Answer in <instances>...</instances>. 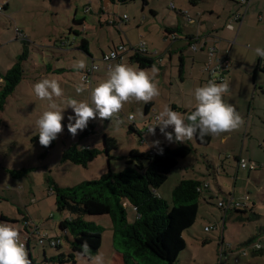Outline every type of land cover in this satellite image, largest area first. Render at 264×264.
I'll list each match as a JSON object with an SVG mask.
<instances>
[{
    "label": "rangeland",
    "instance_id": "obj_1",
    "mask_svg": "<svg viewBox=\"0 0 264 264\" xmlns=\"http://www.w3.org/2000/svg\"><path fill=\"white\" fill-rule=\"evenodd\" d=\"M238 3L235 4L233 0H197L202 35H210L211 39L220 38V41L219 31L223 29L225 17L239 6ZM171 4L176 10L171 8ZM190 4L189 0H147L146 5H143L142 0L126 3L107 0H0V74L5 73L17 60L23 70L20 81L13 92L7 95L4 107L0 110V215L9 219L2 222L11 223L19 229L20 237H24L26 228L37 229L33 236H29L30 255L35 264H60L49 258L58 252L68 251L64 237H61L59 250L50 246L48 241L50 237L61 235L59 221L69 216L56 208L54 185L73 186L95 179L109 167L113 171L121 170L130 147L138 146L141 135L150 133H145L148 131H145L143 102L126 103L110 120H90L88 125L94 123L95 127L94 133L87 138L81 137L79 130L75 137L69 133L68 116L75 115L69 107L63 112V131L52 141L53 145L45 149L33 136L38 133L36 121L49 102L36 97L34 84L42 78L59 80L64 97L57 99V103L64 98L90 100V91L107 78L109 71L102 53L109 52L113 44L118 46L121 41L135 44L143 39L147 43V52L153 56L164 54L167 47H171L173 53L170 60L165 57L163 67L155 65L160 90V95L153 100L155 111L159 113L167 105L183 115L184 107L196 104L194 89L201 85L195 76L187 72L183 75L185 80L180 78L178 53L182 49L190 52V49L180 39L164 38V28L176 25L178 15L175 11ZM123 13L128 19L120 27L116 22H110L114 18L119 21ZM218 13L220 16L216 18ZM246 14L241 23L235 26V31H229V35L224 38L225 46L217 45L219 52L226 49L228 55L231 51L232 55L240 56L241 61L252 63L254 49L264 48V0H258V7L254 6L253 11ZM80 19L82 23H79ZM138 22L140 24L137 27ZM243 23L245 31L241 29ZM186 28L192 29L193 26ZM83 37L89 42L90 53L78 48ZM128 54L122 55L123 59L119 63L139 68ZM21 55L22 58H19ZM78 60H84L86 66L93 62L97 65L95 71L98 73L93 76L91 89L87 88L79 94L76 85L80 83L78 77L81 70L73 67ZM110 63L114 67L117 60L111 59ZM234 64L239 70L237 85L240 86L242 97H234L232 105L236 108L235 101L239 99L240 108L236 110L244 118L243 126L229 134L210 135L208 145L197 143L194 137L184 142L170 143L165 140L171 146L185 143L191 146V152L179 159L165 182L157 188V194L171 204V190L180 179L195 178L205 180L210 185L201 192L194 223L182 233L186 246L179 253L177 264H217L221 238L226 248L222 260L226 263L264 264V243L261 251L254 252L251 249L253 243L259 240L264 242V95L257 86L255 96L249 99L250 104L247 106V91L253 86L252 68L241 62ZM256 76V85L260 83L264 86V73L258 71ZM229 97L224 96V100L231 104ZM130 113L134 115L141 134L129 131L130 122L126 116ZM170 129L173 126H169L167 131ZM157 134L165 139L160 131ZM104 135L116 139L117 147L108 156L105 153L97 154L87 165L63 161L64 147L71 143L92 145L94 141L102 148ZM146 137L148 140L154 138L149 135ZM236 157L252 162L255 167H238ZM215 169L216 173L212 172ZM211 190L214 195L210 198L208 194ZM227 194L234 201H241L248 206V211L224 212L218 202L225 199ZM244 195L248 198L244 199ZM125 209L127 217L132 219V206L125 205ZM84 218L103 227L101 245L96 255L102 254L104 264H122L112 245L109 215L86 214ZM26 219L28 225L25 224ZM214 225V229L206 231L205 226ZM39 237L43 238L42 242L38 241ZM243 251L246 253L243 254ZM95 256L88 259L77 255L75 262L63 264H94Z\"/></svg>",
    "mask_w": 264,
    "mask_h": 264
},
{
    "label": "trees",
    "instance_id": "obj_2",
    "mask_svg": "<svg viewBox=\"0 0 264 264\" xmlns=\"http://www.w3.org/2000/svg\"><path fill=\"white\" fill-rule=\"evenodd\" d=\"M107 1L126 3L131 0ZM142 3L145 5L146 0H142ZM78 21L81 23V19ZM78 48L89 53L88 40L82 38ZM131 51L133 53L130 60L137 63L139 68L152 67L158 63L156 57L146 50L134 47ZM19 58H22V55ZM261 66L263 68H260L258 61L255 70L264 71V66L262 64ZM22 72V65L17 60L5 73L0 74L3 78L0 85V110L4 107L7 95L13 92L20 81ZM148 107L149 104H146L145 110ZM194 110L195 108L184 111L185 116ZM94 127V123L89 124L81 131L80 136L87 137L94 133ZM133 130V123H130L129 131ZM33 138L39 140L38 133ZM194 138L197 143L204 145H208L211 140L210 135L203 138L197 135ZM102 144V148H96L71 143L64 147L62 159L87 165L97 154L105 153L108 156L111 150L117 147L116 139L106 135L103 136ZM52 145L53 142L50 146L43 147L48 149ZM160 147L163 148L162 155L158 154L157 147L154 152L130 149L125 157V165L119 171H113L109 167L95 179L85 180L73 186L54 185L56 208L60 212L68 213L69 216L59 221L61 235L50 237L48 241L50 246L59 250L61 237H64L68 243V251L58 252L50 257V260L58 261L60 264L75 262L77 255L92 259L101 245L103 227L95 221L85 219L84 216L107 214L111 222L112 245L122 264H177L179 253L186 246L182 233L194 223L199 197L202 190L208 187H203L198 179L183 178L171 190V204L158 195L157 188L165 182L171 169L177 165L179 159L191 152V146L185 143H177L173 147L161 143ZM240 158L242 157L237 158V162ZM212 196L210 195V198ZM228 197L229 195L225 199ZM125 201H128L134 210L132 219L127 217ZM248 208L245 206L223 209L226 213L231 210L241 213L248 211ZM8 220L4 215H0V222ZM25 222L28 225L27 219ZM25 230L31 231L27 228ZM51 240L54 244L50 243ZM85 241L89 245L88 253H83L81 247ZM204 242H207V239H204ZM27 251L31 264H35L29 246Z\"/></svg>",
    "mask_w": 264,
    "mask_h": 264
},
{
    "label": "clouds",
    "instance_id": "obj_3",
    "mask_svg": "<svg viewBox=\"0 0 264 264\" xmlns=\"http://www.w3.org/2000/svg\"><path fill=\"white\" fill-rule=\"evenodd\" d=\"M227 27L228 30L235 31L233 24ZM255 52L257 56L264 58V48L257 47ZM73 67L83 70L86 68V63L84 60H78ZM157 74L158 69L155 65L150 70H146L126 63H117L109 69L107 78L92 88L90 100L64 98L60 103H57V99L64 97L60 81L55 78H42L33 86L36 97L49 102L47 109L36 121L39 143L48 147L63 131V112L69 107L73 109L75 115L68 116L67 129L75 137L78 130L83 131L88 126L90 120L97 118L101 121L110 120L126 103L136 101L147 104L153 101L160 95ZM87 88L88 85L81 82L76 85V92L82 93ZM228 92V81L218 83L213 78L194 89L196 102L194 111L184 116L165 105L157 114L156 123L149 127L148 132L155 135L158 126L160 133L172 143L191 140L197 135L203 138L207 135L218 136L235 131L242 127L245 121L232 104L225 102L224 96ZM169 126H173L175 135L167 131ZM160 145L161 141L157 139L148 147H157L158 154L162 155L163 148ZM241 166H247V162L241 161ZM81 247L83 253H88L89 245L86 241ZM0 264H31L25 244L20 239L19 229L8 222H0ZM94 264H104L102 254L95 256Z\"/></svg>",
    "mask_w": 264,
    "mask_h": 264
},
{
    "label": "crops",
    "instance_id": "obj_4",
    "mask_svg": "<svg viewBox=\"0 0 264 264\" xmlns=\"http://www.w3.org/2000/svg\"><path fill=\"white\" fill-rule=\"evenodd\" d=\"M190 1V5L188 6H185L183 7V9L179 10V11H175L178 15V23H176V25L174 26H166L164 28V38H167V37H170L172 38L173 40L175 39H180L183 42L184 46H188V49H190V52L185 49H182L181 51H179L178 55H179V64H178V71H179V75H180V78L182 80H185V76H183L186 72L188 75L190 76H195V79H197L200 83V85H204V83L206 84L208 82V74L207 72L204 71L203 69V66L204 64L208 61V47H215V50H216V56L220 59H227L228 61V66L225 67V69H223V77H224V81H228L229 82V92L227 94H225V96H230L229 99L231 101V104H232V100L233 98L235 97L236 99L237 98H241V89H239L240 86H238V75L237 73L239 74V70L238 68L236 67L237 65H235L234 63L235 62H241L243 63L245 66H247L248 68H252V74H253V86L252 87H249L247 93H249V95H247V100L249 101L250 98H254L255 96V92H256V87L258 86L259 90L261 91L262 95H264V86H261L260 83H257L256 85V74L258 71H261L264 73L263 70H259V69H256L255 70V65L258 63L259 61V65H260V68H263L261 66V61H262V58L257 56L256 52H255V49L254 51L252 52L253 53V61L252 63L251 62H248V61H241V57L240 56H237V55H232L231 54V51H230V54L228 55V51H226V49L223 51V52H219L218 51V43L222 46H225V40L224 38L226 36L229 35V31L228 28L225 26L229 16L236 12V11H241L243 9V5H241V3H238L236 0H233V2L236 4L238 3L239 6H236V8H234L229 14H227V16L225 17V21H224V26H222L223 29H220L219 33L221 34V40L219 41V39H217L216 37H213L214 39H211V37H209L210 35L208 36H205V35H202V30L199 28L201 26V14L198 12V10L196 9V6H197V0H189ZM146 4H147V0H146ZM145 4V5H146ZM173 4H171V8L173 10H176V8L174 7V5L172 6ZM254 6H257L258 7V0H250V2L248 3L247 5V10L245 12L248 13L249 11H253V8ZM239 7H241L239 9ZM153 12V15L155 14L154 11H151V13ZM125 13H123L122 15H120L121 19L116 20L115 18L110 21L111 23H115L118 25V27L121 26V23L124 21H126L128 19H122V16L124 15ZM254 14V13H253ZM253 14L251 16H253ZM126 15V14H125ZM185 15L187 16H190L191 18L194 19L193 22H186V19H185ZM247 15V14H246ZM220 14L218 13L217 14V17L216 18H219ZM259 19H260V16H259ZM83 21L81 20V23ZM120 22V23H119ZM248 23V22H247ZM140 24V22H138L136 24V26L138 27V25ZM238 24H235V26H237ZM243 25V28H241ZM240 28L243 29V31L246 30V26L244 27L245 23H243ZM186 26H193V28H186ZM236 28V27H235ZM167 30V31H166ZM78 32V31H77ZM179 32L181 35H178ZM228 32V34H227ZM85 38V37H83ZM195 38H198L197 40ZM191 42H195L197 44V48L196 49H192L191 47ZM89 43V42H88ZM146 43V41H145ZM118 44H124V45H128L129 46V43L126 44L125 42L121 41L120 43ZM138 42L135 43V44H131L132 46H137ZM146 45L147 43L145 44V50L147 51V48H146ZM116 45L113 44L110 49L114 48ZM183 45L180 47L182 48ZM109 49V51H110ZM129 49V48H128ZM124 50L122 51V54L120 52V56L122 55H126V53H129V57L130 55H132L133 52H130V50ZM88 51H89V44H88ZM90 53V52H89ZM108 52H103V54H106ZM173 53H172V48L171 47H167L166 50L164 51V54H160L159 56H156V59H157V66L159 67H163L164 65V62L165 61V57L169 58V60L171 59ZM123 58H117V63H119ZM159 59V60H158ZM114 62V61H112ZM133 62V61H132ZM135 63V62H134ZM94 64L93 62L87 66H90ZM112 65V63H111ZM86 66V67H87ZM113 67V65H112ZM108 70V69H107ZM52 72V70H50ZM83 70L80 71V74H79V77H78V81L81 83V72ZM98 73H96V71L94 70V73H93V76H97ZM186 74V75H187ZM203 74H206L207 76H203ZM92 83L93 82V77H92ZM219 83V82H218ZM88 85V84H87ZM92 85V84H91ZM91 89V86L89 87L88 85V90ZM91 92V91H90ZM239 99H238V102L235 101V106L236 108H240V102H239ZM149 107L147 110H145V106H144V115H143V119H144V123L147 121V120H150V117H149V112L148 110L151 109H154L155 110V102L154 101H151L149 103ZM250 104V101L248 102L247 106H249ZM146 105V104H145ZM172 107L174 108H177L176 105H172ZM195 108V104L194 105H189V106H186L184 107V109L182 111H190L192 109ZM185 116V113L183 114ZM62 125L64 126L63 122H62ZM95 126V125H94ZM133 126H134V130L133 131H137L139 134L140 133V129H139V126L137 125V123L135 122V117H134V123H133ZM158 131H159V127L157 126L156 128V134L155 135H152V134H142L141 135V138H140V141H139V145L136 146V147H133L131 146L130 149H136L137 151L139 152H146V151H149L150 150V147H148V145H151L152 141L154 140H157L158 138H160L159 140L161 141V143H166V139H163V137H160L158 136ZM171 132H173L174 134V131L173 129H170ZM145 133H149V132H145ZM230 132H227V133H222V134H229ZM90 135V134H89ZM144 135V136H143ZM150 136V137H154L153 139H150L148 140V138L146 136ZM175 135V134H174ZM88 137V136H87ZM86 137V138H87ZM168 144V143H166ZM169 145V144H168ZM81 146V145H80ZM82 146H89V147H97V148H101V146L99 145H96V143H94L93 141V144L90 145V144H84ZM171 146V145H169ZM175 146V145H174ZM173 147V146H171ZM237 158L239 157H236V163H237ZM223 163H221L222 165ZM216 169L215 170H212V172H215L216 173ZM215 175V174H214ZM203 182V183H202ZM204 183H207L205 180L201 181V184H204ZM208 188L210 187V185L208 184L207 186ZM214 191L211 190V192L208 194L209 196L210 195H214L213 193ZM125 205H129L128 201H125L124 202ZM135 214V213H134ZM220 246H222L223 248V251L225 252L226 248L224 245H222L223 243V239L221 238V241H220ZM223 252V253H224Z\"/></svg>",
    "mask_w": 264,
    "mask_h": 264
},
{
    "label": "built area",
    "instance_id": "obj_5",
    "mask_svg": "<svg viewBox=\"0 0 264 264\" xmlns=\"http://www.w3.org/2000/svg\"><path fill=\"white\" fill-rule=\"evenodd\" d=\"M236 1L241 3V5H243V9L241 11H236L229 16V18L225 24L226 27L229 24H233L235 26V24L239 25L241 23V21L244 17V14L247 10V5L250 2V0H236ZM0 9H2V5H0ZM185 16H186L185 19H186L187 23L194 21V19L191 18L190 16H187V15H185ZM120 19H121V17H120ZM122 19H127V16L124 14L122 16ZM195 39L197 40L198 38H195ZM145 44H146L145 40L141 39V40H139L137 46H132L130 44H129V46H126L124 44H119L118 46H115L108 53L102 55V59L104 61H107V62H105L106 69L109 70L110 68H112V65L110 63L111 59L121 58L120 52L122 53V51L127 50L128 48H129L128 50H132V48H134V47L139 48L141 50H145ZM190 45H191L192 49L197 48V44L195 42H191ZM208 58H209L208 61L203 66L204 71L207 72V74H208V81L213 79V78H215L217 82L224 81V77H223L222 73H223V69H225V67L228 66L227 59L218 58L216 56L215 47H208ZM261 64L264 66V63H262V61H261ZM96 68H97V65L92 64L90 66H87L81 72V77H80L81 81L88 84L89 87L92 84V77H93L94 70ZM2 81H3V78L0 75V85L2 84ZM148 112H149L148 114H149L150 120H147L145 122V131H148L149 127H151L152 125H154L156 123V116L158 114L154 109H151V108H150V110H148ZM117 117L119 118L120 115H118ZM131 117H134V115L132 113H130L126 116L127 120L130 123H134V119H130ZM155 150H156V147L154 146V147L150 148L149 151L154 152ZM241 161H246L247 166H241ZM238 167L253 169L255 166L252 162H248L244 158H240L238 160ZM202 186L203 187L208 186V184L204 183ZM247 198H248V196L244 195V199H247ZM218 205L222 206L224 209L244 208L246 206L241 201H238V200L234 201L231 198V196H229L227 199L220 200L218 202ZM50 216H51V214H50ZM25 223H27V222H25ZM215 227H216V225L205 226V229H206V231H210V230L214 229ZM36 232H37V229H35V228L31 231L24 230V237H23V235H22V237H20L21 241L24 242V244H25L26 251L28 250V246H29V236H33ZM33 238H35V237H33ZM38 241L42 242L43 238L39 237ZM50 243L54 244L53 240H51ZM263 243H264L263 240H259V241L252 244L251 249L252 250H259L263 247ZM219 252H220V257L218 259L217 264H228L222 260V254L224 252L222 246H220ZM245 253L246 252L243 251V254H245Z\"/></svg>",
    "mask_w": 264,
    "mask_h": 264
}]
</instances>
